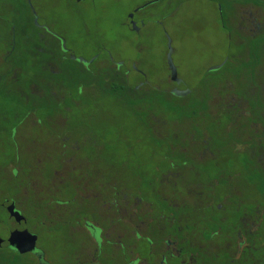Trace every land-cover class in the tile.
I'll return each instance as SVG.
<instances>
[{"label":"rangeland","instance_id":"rangeland-1","mask_svg":"<svg viewBox=\"0 0 264 264\" xmlns=\"http://www.w3.org/2000/svg\"><path fill=\"white\" fill-rule=\"evenodd\" d=\"M240 2L0 0L1 91L9 86L11 63L4 57L12 48L11 26L21 31V25L14 22L15 15L17 19L18 7L28 10L31 3L48 19L56 35L65 37L73 55L93 62L90 68H103V64L114 60L124 61L126 70L133 65L139 70L129 73L120 84L125 87L127 82L132 91L124 89L119 95L98 87L84 94L83 88L92 81L93 73H65L68 93H79V104L71 105L65 115L66 126L59 124L60 117H55L53 124L40 122L37 113L36 119L25 120L16 133L2 118L16 105L0 100V202L14 199L30 227L35 226L36 204L51 206L56 216L67 210L71 222L76 210L84 218L99 220L98 214L106 213L107 207L97 196L115 187L122 194L108 208L111 206V214H116L118 233L127 229L120 216L132 213L123 193L131 201L164 196L183 202L191 198L188 186L194 184L196 189L199 183L219 180V174L240 186L245 181L255 182L250 169L244 167L251 165L245 149L249 151L255 135L264 133V109L253 108L254 103L264 107V33L254 42V55L250 47L251 39L264 31V6L239 5L237 27L236 19L228 23L233 18L228 16ZM81 62L69 60L63 67L87 69ZM171 66L180 83L173 80ZM29 69L27 65L23 73ZM141 84V91H136L134 87ZM173 90H189L191 94L180 97ZM70 101L66 97L61 107ZM233 106L240 114L228 123L223 115ZM254 115L257 123L249 127L247 119ZM232 132L240 144L225 142V133ZM173 184L180 190L179 195ZM143 201L139 208L146 209ZM160 218L173 224L177 214L165 212ZM2 220L11 225L7 214ZM3 226L0 236L7 238ZM48 229L49 233L36 230L39 244L54 264H68L58 256L64 246L76 252L81 245L73 240L82 233H75L67 223ZM124 235L132 236V243L146 246L129 225ZM1 250L14 254L7 247Z\"/></svg>","mask_w":264,"mask_h":264},{"label":"flooded vegetation","instance_id":"flooded-vegetation-1","mask_svg":"<svg viewBox=\"0 0 264 264\" xmlns=\"http://www.w3.org/2000/svg\"><path fill=\"white\" fill-rule=\"evenodd\" d=\"M237 7L239 5L232 7V12L230 11L231 14L228 17L232 16L233 18L228 23L234 22V19L237 22ZM25 12L28 22L33 27H31L33 32L29 37L25 36L17 39L14 33L17 26H11L12 48L4 57V60L11 63L10 68L12 70H10V73H15V76L23 73V68L27 65L30 66L27 73L55 74V78L43 79L46 85L44 88L45 94L55 95L56 92H53V89H56L54 86L56 83L60 84L58 86L60 90L67 89L64 94H61L62 101L60 104L64 103L66 97H70L71 101L66 102V106L61 107V115L53 116L54 104L51 101L39 104L44 106L46 110L45 120L47 122L53 124V119L60 117L61 122L59 124L66 126L67 118L65 115L68 114L71 105L77 106L79 104L77 99L79 93H68V79H65V73H93L90 76L92 81L85 84V88H83L84 94L88 93L86 90L96 89V87H98V90L112 88L108 82L111 80L108 78H106L105 87L104 84H100L101 73L105 77L110 73H118L121 82L128 78L129 73L134 71L139 73L136 65H133L132 69L126 70L124 61L116 62L114 60H111L110 64H103V68L96 69L90 68L93 62L85 60L81 63L83 66H88L87 69L66 70L65 66L63 67L65 62L69 60L78 61L80 58L71 53L66 45L65 37L56 35L48 19L37 12L32 3L31 5L28 4V10L25 9ZM17 14L19 16L16 19L17 15H15L14 20L16 21L14 22L23 23L21 11L18 10ZM239 25L240 22H237V27ZM263 33L264 31L251 39V46L254 47L255 53L256 45L254 42ZM18 44L22 48H19L18 52L13 54L12 51ZM27 47H31V49ZM28 56L30 61L27 58ZM73 56L76 58H73ZM25 61L27 63H24ZM96 82H98V85H95ZM107 84L108 86H106ZM37 87L36 85L30 86L33 94L35 93L33 89ZM123 88L126 91H132L127 82H125ZM134 88L140 92L143 84ZM170 94H173L172 91ZM33 106L35 107L36 103ZM207 106H209V102ZM253 108L264 109L260 103H254ZM204 112H207L206 109ZM239 112L233 106L228 114L223 116L228 119V123H232V120L236 121L235 117ZM256 116L247 119L249 127L257 123ZM32 118L36 119L35 115ZM21 125L18 129L21 128ZM262 125L264 126V122ZM233 133H225L226 143L238 142L234 139ZM62 140L66 141L68 138H62ZM246 150L251 165L244 167L247 170L250 169V174L254 177L255 182L245 181L244 186H240L235 181H231L230 177L219 174V180L211 179L205 183H199L196 189L194 184L188 186L189 191L187 192L191 198L183 202H179L177 197L167 199L164 196L160 197L159 194L160 198L149 200L147 196L143 199L136 197L131 201L129 195L123 193V197L127 200L126 204L131 207L132 213L120 216L125 219L127 229L126 231L119 230L118 233L115 229L116 214H111V206L108 208L110 202H115L122 194L115 187H108L109 192L104 190L103 193H99L97 196L102 197L101 201L105 204L104 208L107 207L106 213L98 214L99 220L97 218H84V214L76 210L73 213L75 219L71 222L68 220L67 210L64 209L62 214L56 216L52 214L51 206L36 204L33 217L35 226L30 224V227L28 225L29 219L24 215L25 219L21 222L11 216L9 212L11 206L15 211L22 214V211L17 208L16 201L14 199H3L0 202V227H4L3 224L6 225L7 229H4L3 232H7V238L0 236V248L7 247L17 253L18 251L12 244L19 243L23 250L31 249L29 252H18V254L28 257L32 264H54L39 244L40 234L36 230L40 229L49 233L51 230L48 228H51L52 225L67 223L71 226L72 231L82 233V236H77L73 240L81 245L80 248L78 246L76 252H72L64 246L58 256L64 262L67 261L68 264H264V219L261 218L264 215V133L255 135V142L249 146V151ZM14 186L19 188L17 184H14ZM175 186L176 184H173L175 193L178 192L179 195L180 190H177ZM85 191L88 192L85 189L84 193ZM151 193L152 196L156 197V193L152 191ZM84 199L86 200V198ZM143 200L146 201V209L139 208L141 206L140 202ZM9 201H11L10 204H8ZM138 212H142V214H138ZM165 212L177 214V218L173 219L175 223L172 224V221L165 223L160 218ZM5 214H7L11 225L2 220ZM23 224L27 227L21 229L20 227ZM128 225L130 231L144 241L146 246L140 247L132 243V236L127 235L126 237L124 235L127 239L123 237V234L128 231ZM11 238H14L12 243L10 242L12 241Z\"/></svg>","mask_w":264,"mask_h":264},{"label":"trees","instance_id":"trees-1","mask_svg":"<svg viewBox=\"0 0 264 264\" xmlns=\"http://www.w3.org/2000/svg\"><path fill=\"white\" fill-rule=\"evenodd\" d=\"M248 4H254L257 6H264V0H241L238 5H248ZM19 10L22 13V20L24 21L23 23H19L21 25V31L16 32L17 28L15 29L14 33L16 35V38H21L25 36H30L31 32H33V29L31 28L30 23L28 22L27 16H25L26 12L25 9L22 7H18ZM29 27V28H28ZM11 32V30H10ZM18 34L20 35L19 37ZM12 36V35H11ZM253 45V44H252ZM21 48L20 45H16L15 49L12 51L13 54L18 52V49ZM39 52V51H35ZM250 54L254 55L255 54V49L253 46L250 47ZM12 70V69H11ZM61 76V75H60ZM59 76V78H61ZM53 77L55 78V74L53 73H20L19 75L15 76V73H9L8 76V83L9 86L7 87L8 90L6 91H1L0 90V100H7L11 105H16V107H13L12 111L7 112L8 116L2 117L6 123H10L12 125V129L16 132L18 127L25 122L28 118L32 119V116L35 114L37 117L40 118L41 122L46 121L45 120V114L46 110L44 109V106L39 105L40 103H44L46 101H51L53 105V110L52 114L53 116L55 115H61V104L60 102L62 101V97L60 96L61 93H56V95H51L49 93L45 94V82H43L44 78H49ZM73 77L76 79V77L73 75ZM106 78H108L111 81H108L109 84L111 85V91L115 95H119L121 91L124 90L123 87H120L121 81H120V76L114 73H110L107 77L103 75L102 73L100 74V84L105 85L106 84ZM78 79V78H77ZM80 82L81 80L78 79ZM60 82V81H59ZM69 83V81H68ZM82 83V82H81ZM38 86L35 90V93H32V88L30 86ZM56 89H53V92H60V89L58 86L60 84H54ZM48 98V99H47ZM36 103V106L34 107L33 104ZM44 114L43 116L41 115L42 113ZM31 115V116H30ZM7 117V118H6ZM0 118L1 123L2 120ZM21 129V128H20ZM18 129V131L20 130ZM13 252V251H12ZM14 254L10 253H5L3 250L0 248V264H32L31 260L28 257L21 256L18 254V252H13Z\"/></svg>","mask_w":264,"mask_h":264},{"label":"water","instance_id":"water-1","mask_svg":"<svg viewBox=\"0 0 264 264\" xmlns=\"http://www.w3.org/2000/svg\"><path fill=\"white\" fill-rule=\"evenodd\" d=\"M73 58H76L75 56H73ZM80 61H85L84 59H80ZM218 68V67H217ZM171 70H172V77H173V80L177 81L178 83H180V80L177 79V74H176V70L173 66H171ZM173 93L180 96V97H185L187 96L188 94H190V91L187 90V91H178V90H173ZM9 212L11 214L12 217H15L16 220L18 222H21L22 220H24V216H22L18 211H15L13 206L9 207ZM13 237V236H12ZM13 239L14 238H11V243L13 242ZM15 246L16 250L19 252V253H26V252H29L31 249H25L23 250L20 246L19 243H15V244H12Z\"/></svg>","mask_w":264,"mask_h":264}]
</instances>
